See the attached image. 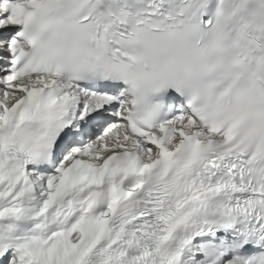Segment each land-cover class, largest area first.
I'll return each instance as SVG.
<instances>
[{
	"label": "snow or ice",
	"instance_id": "6c2138e0",
	"mask_svg": "<svg viewBox=\"0 0 264 264\" xmlns=\"http://www.w3.org/2000/svg\"><path fill=\"white\" fill-rule=\"evenodd\" d=\"M0 264H264V0H0Z\"/></svg>",
	"mask_w": 264,
	"mask_h": 264
}]
</instances>
